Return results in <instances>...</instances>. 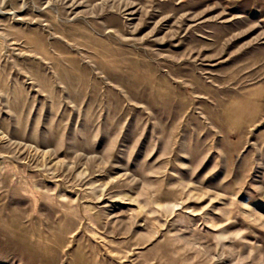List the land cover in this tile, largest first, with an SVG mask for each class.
I'll return each instance as SVG.
<instances>
[{"label": "rangeland", "instance_id": "rangeland-1", "mask_svg": "<svg viewBox=\"0 0 264 264\" xmlns=\"http://www.w3.org/2000/svg\"><path fill=\"white\" fill-rule=\"evenodd\" d=\"M0 264H264V0H0Z\"/></svg>", "mask_w": 264, "mask_h": 264}]
</instances>
